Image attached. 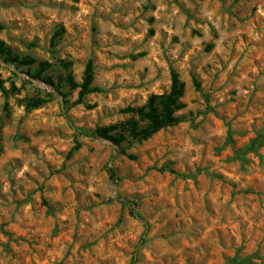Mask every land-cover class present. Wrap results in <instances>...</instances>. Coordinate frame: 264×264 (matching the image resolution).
<instances>
[{
    "label": "rangeland",
    "instance_id": "rangeland-1",
    "mask_svg": "<svg viewBox=\"0 0 264 264\" xmlns=\"http://www.w3.org/2000/svg\"><path fill=\"white\" fill-rule=\"evenodd\" d=\"M0 41V264H264V0H0ZM172 71L179 124L94 135Z\"/></svg>",
    "mask_w": 264,
    "mask_h": 264
},
{
    "label": "trees",
    "instance_id": "trees-1",
    "mask_svg": "<svg viewBox=\"0 0 264 264\" xmlns=\"http://www.w3.org/2000/svg\"><path fill=\"white\" fill-rule=\"evenodd\" d=\"M63 32V29L55 35L58 36ZM0 59L8 64L30 66L33 60L29 58H21L13 54L11 49L6 44L0 41ZM64 68L69 67L65 63ZM49 65L47 63L40 64V69L36 74L31 75L33 79L40 80L44 83H50L43 78V74ZM93 66L89 61L85 67L84 75L81 84L75 83L73 77L68 75L66 83L72 89H79V101L86 95L97 91L92 87L93 82ZM197 85V84H196ZM1 88V85H0ZM14 89V86L12 85ZM185 93V85L180 81L178 75L171 72V86L168 93L161 95H150L143 106L133 108L127 107L123 109L122 113L129 115V118L123 122L115 123L106 127H98L94 131V135L100 139L109 141L115 146L120 154L126 155V149L133 143H141L149 139L155 133L179 124L182 118L177 113L184 107L182 98ZM43 104L41 99H30L25 102V108L34 110ZM258 140H254L248 147L241 152L246 153L252 151L257 147ZM131 157V155H129ZM110 177L115 176L114 170L110 169ZM255 257H248L244 259L234 258L228 264H252V259Z\"/></svg>",
    "mask_w": 264,
    "mask_h": 264
}]
</instances>
